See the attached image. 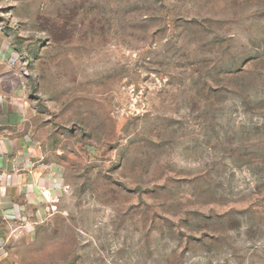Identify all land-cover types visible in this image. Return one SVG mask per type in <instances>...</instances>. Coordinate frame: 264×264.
<instances>
[{"label":"rangeland","instance_id":"obj_1","mask_svg":"<svg viewBox=\"0 0 264 264\" xmlns=\"http://www.w3.org/2000/svg\"><path fill=\"white\" fill-rule=\"evenodd\" d=\"M0 30L63 174L0 264H264V0H0Z\"/></svg>","mask_w":264,"mask_h":264},{"label":"crops","instance_id":"obj_2","mask_svg":"<svg viewBox=\"0 0 264 264\" xmlns=\"http://www.w3.org/2000/svg\"><path fill=\"white\" fill-rule=\"evenodd\" d=\"M13 56L9 39L0 30V225L22 226L40 218L56 201L63 174L58 164L43 160L25 129L27 106L14 71L17 65L10 64ZM6 212H14L19 220L7 221Z\"/></svg>","mask_w":264,"mask_h":264},{"label":"built area","instance_id":"obj_3","mask_svg":"<svg viewBox=\"0 0 264 264\" xmlns=\"http://www.w3.org/2000/svg\"><path fill=\"white\" fill-rule=\"evenodd\" d=\"M3 218L6 219L7 221H18L19 220V217H17V214H15L14 212H6L4 213L3 215ZM6 243L5 242H1L0 243V257L2 255H5L6 254Z\"/></svg>","mask_w":264,"mask_h":264}]
</instances>
